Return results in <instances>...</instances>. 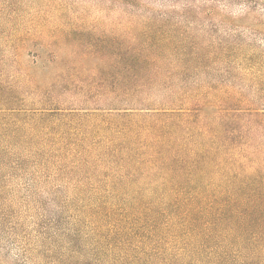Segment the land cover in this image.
<instances>
[{
    "label": "trees",
    "instance_id": "trees-1",
    "mask_svg": "<svg viewBox=\"0 0 264 264\" xmlns=\"http://www.w3.org/2000/svg\"><path fill=\"white\" fill-rule=\"evenodd\" d=\"M96 1L120 9L100 46L66 24L56 36L65 49L32 55L48 76L31 93L40 108L7 109L30 94L0 80V196L15 181L66 191L59 204L79 205L86 250L101 260L264 264L258 0H228L252 15L247 28L218 0H153L171 2L159 12L145 0Z\"/></svg>",
    "mask_w": 264,
    "mask_h": 264
},
{
    "label": "rangeland",
    "instance_id": "rangeland-1",
    "mask_svg": "<svg viewBox=\"0 0 264 264\" xmlns=\"http://www.w3.org/2000/svg\"><path fill=\"white\" fill-rule=\"evenodd\" d=\"M202 1L205 0H197L194 5ZM142 2L143 5L150 4L153 12L164 10L171 4L153 3V0ZM227 4L228 0H218L216 6L233 19V24L244 28L251 26L252 15L248 18L243 16V5ZM262 4L258 0L256 10L264 13ZM103 6H99L96 0H0V80L6 84L12 81L25 94H30L29 97H18L7 109L29 113L41 107L31 93L42 89L39 85L43 86L48 76L32 69V55L41 49H65L62 42L56 41V36L57 39L62 37V29L69 26L66 24L71 28H82L79 33L87 38L84 41L90 40L100 46L101 37L109 36L104 33L105 28L120 11L116 7L112 15L106 14L102 8L106 10L107 7ZM260 23L264 25V15ZM257 28L262 27L259 25ZM244 34L249 37V30ZM250 43L262 48L258 36H254ZM247 80L250 77L247 76ZM261 82L263 86L259 90L264 94V83ZM36 87L39 88L35 90ZM23 185V182L15 181L12 189L0 196V264H124L116 258L101 260L93 251L87 252L86 216L78 210L79 205L59 204L69 196L66 191H29ZM245 246L252 247L248 243ZM223 247L221 251L226 253H234L238 249L230 244ZM132 264H188V261L140 260Z\"/></svg>",
    "mask_w": 264,
    "mask_h": 264
}]
</instances>
